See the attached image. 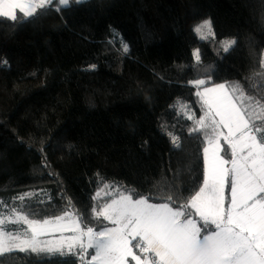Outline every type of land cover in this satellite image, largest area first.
Here are the masks:
<instances>
[{
    "label": "trees",
    "instance_id": "16d2710c",
    "mask_svg": "<svg viewBox=\"0 0 264 264\" xmlns=\"http://www.w3.org/2000/svg\"><path fill=\"white\" fill-rule=\"evenodd\" d=\"M207 19L215 35L204 40L193 27ZM263 57L264 0H54L36 18H0V212L71 211L99 228L93 197L112 181L154 203L172 194L178 207L203 180L190 82L239 83L264 103ZM0 264L81 261L13 251Z\"/></svg>",
    "mask_w": 264,
    "mask_h": 264
},
{
    "label": "snow or ice",
    "instance_id": "6c2138e0",
    "mask_svg": "<svg viewBox=\"0 0 264 264\" xmlns=\"http://www.w3.org/2000/svg\"><path fill=\"white\" fill-rule=\"evenodd\" d=\"M53 3L0 0V18L30 20L46 14ZM193 32L201 39L215 35L210 20L195 25ZM234 43L223 41V50ZM193 55L199 63V50ZM190 83L203 115L196 118L187 114V105L180 107L193 121L190 132L202 133L205 143L203 180L194 194L173 207L172 194L165 202L152 203L134 190L109 192L112 186L106 184L93 197L103 202L91 209V219L103 224L99 228L85 224L76 212L35 219L13 207L0 212V256L19 251L74 255L81 264H264V103L239 83ZM172 143L179 147V138L172 136ZM27 195L17 197L21 204ZM55 233L59 237L42 239Z\"/></svg>",
    "mask_w": 264,
    "mask_h": 264
},
{
    "label": "rangeland",
    "instance_id": "374dc122",
    "mask_svg": "<svg viewBox=\"0 0 264 264\" xmlns=\"http://www.w3.org/2000/svg\"><path fill=\"white\" fill-rule=\"evenodd\" d=\"M83 1H86V0H79V2H77V0H69V4L68 5H70V4H77V3H80V2H83ZM58 4V3H57ZM59 5V4H58ZM60 6V5H59ZM207 20H210V19H207ZM212 31H213V29H212ZM205 40V39H204ZM223 41H234V39H231V38H226V39H224ZM264 58V57H263ZM212 86V85H211ZM210 87V86H209ZM107 185H111L112 187H114V188H116V189H120L119 187V185L118 184H116V182H107ZM119 187H118V186ZM102 189V188H101ZM100 190V189H99ZM121 190V189H120ZM108 191L109 192H112V190L111 189H108ZM121 191H123V190H121ZM103 195V194H102Z\"/></svg>",
    "mask_w": 264,
    "mask_h": 264
},
{
    "label": "crops",
    "instance_id": "0c3cea01",
    "mask_svg": "<svg viewBox=\"0 0 264 264\" xmlns=\"http://www.w3.org/2000/svg\"><path fill=\"white\" fill-rule=\"evenodd\" d=\"M109 189H111L112 191H114L116 188H114V187H111V188H109ZM151 202V201H150ZM152 203H154V202H152ZM195 219H197L198 221H199V217H194ZM10 228H14V226H9ZM26 227V226H25ZM59 233H55L53 236H46V237H42V239H44V240H49V239H55V238H57V237H59ZM65 235H70V233H65ZM131 264H134V262H131Z\"/></svg>",
    "mask_w": 264,
    "mask_h": 264
}]
</instances>
